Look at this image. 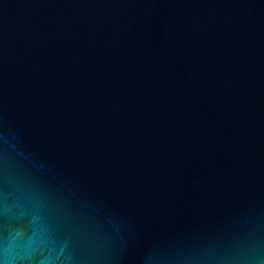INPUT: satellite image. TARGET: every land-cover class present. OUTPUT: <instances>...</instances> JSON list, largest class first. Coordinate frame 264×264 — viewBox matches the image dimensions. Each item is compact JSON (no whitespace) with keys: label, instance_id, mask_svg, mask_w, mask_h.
<instances>
[{"label":"water","instance_id":"water-1","mask_svg":"<svg viewBox=\"0 0 264 264\" xmlns=\"http://www.w3.org/2000/svg\"><path fill=\"white\" fill-rule=\"evenodd\" d=\"M0 264H264V0H0Z\"/></svg>","mask_w":264,"mask_h":264}]
</instances>
